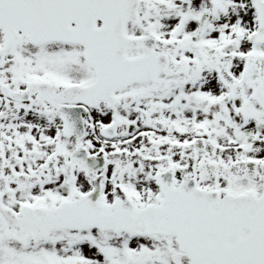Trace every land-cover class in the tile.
Masks as SVG:
<instances>
[{
    "label": "snow or ice",
    "instance_id": "1",
    "mask_svg": "<svg viewBox=\"0 0 264 264\" xmlns=\"http://www.w3.org/2000/svg\"><path fill=\"white\" fill-rule=\"evenodd\" d=\"M0 264H264V0H0Z\"/></svg>",
    "mask_w": 264,
    "mask_h": 264
}]
</instances>
